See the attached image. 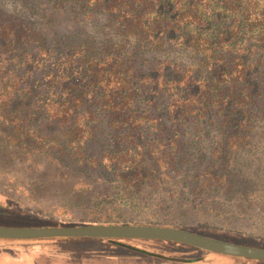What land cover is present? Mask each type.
I'll use <instances>...</instances> for the list:
<instances>
[{"label":"rangeland","instance_id":"obj_1","mask_svg":"<svg viewBox=\"0 0 264 264\" xmlns=\"http://www.w3.org/2000/svg\"><path fill=\"white\" fill-rule=\"evenodd\" d=\"M91 1L93 4L84 5L77 0H0V22L7 19L17 32L29 28L43 36L41 43L26 46L38 56L35 67L5 58L3 64L0 58V102L9 98L25 102L29 120L25 128H18L0 117V225L148 224L264 247V51L253 50L249 58L255 64L249 76L256 81L253 89L258 92L251 113L242 118L239 111L232 121L250 126L251 136L229 157H218L222 147L226 152L227 133L226 123L223 128L216 121L222 119L220 110L226 119V100L235 101L226 90L234 84L226 71L237 59L224 56L223 51L227 64L214 58L202 60L200 53L181 45L156 49L133 36L131 16ZM71 42L89 45L96 58L113 54L121 45L123 55L145 75L139 85L142 92L132 106L127 99L131 115L141 114L131 128L140 135L138 152L134 146L122 152L126 146L114 136L118 124L108 122L100 100L90 101L97 89L91 82L94 71L84 69L81 56L66 49ZM41 47L50 56L44 58ZM111 58L109 55L107 61ZM158 61H170L162 72L164 77L178 78L183 85L192 75L194 83L173 93V83L164 85L161 75L151 74L158 83L154 88L146 76ZM80 82L85 83L89 100L63 119L59 96L67 98ZM102 85L105 92L117 86L113 79L102 80ZM218 88L224 95L221 104L216 101ZM189 101H194V107L207 102L205 119L196 117ZM154 116L160 119L154 120ZM70 127L71 131L85 127L96 135L93 139L84 135L85 153L70 141ZM60 138L64 141L56 142ZM222 143L225 145L218 148ZM127 156L135 159L132 164L125 161ZM100 241L0 240V254L16 264H30L31 258L39 262L47 254H57L64 261L122 260L117 253L120 248L111 249L109 241ZM129 243L151 253L153 257L138 259L143 264H264L238 257L217 260L175 242Z\"/></svg>","mask_w":264,"mask_h":264},{"label":"trees","instance_id":"obj_2","mask_svg":"<svg viewBox=\"0 0 264 264\" xmlns=\"http://www.w3.org/2000/svg\"><path fill=\"white\" fill-rule=\"evenodd\" d=\"M77 1L84 5L93 4L91 0ZM97 1L100 2L97 3ZM94 2L97 6H102L100 8H110V10H116L123 16H131L133 36L147 40L156 49H161L164 45L166 47L169 44L181 45L200 53L202 60L214 58V60H220L226 64L228 63L227 57L225 60V57L221 56V52L226 51L224 56L226 54L233 55L237 62L231 61V67L226 73L234 84L226 90L233 94L235 101L227 102L226 100V119L222 114L223 110H220L222 119L216 121V124H220L223 128H225L224 124L226 123L227 133L226 152L223 150L225 147H222L225 144H220L218 148H222L218 151L220 153L218 157H229L241 145L245 144L244 142L251 136L249 133L250 126L243 125L240 121L234 123L232 121L235 120L239 111L242 112V118L249 117L251 103L255 102L258 94L256 89H253L256 81L249 76L250 70L255 66L249 58L257 50L264 51V0H95ZM42 38L40 33L29 28H22L17 32L7 19L0 22V58L2 63L4 64L3 58L6 62L15 59L17 65L27 66L31 64V68L35 67L38 64V56L30 52L26 46L31 45V43L39 44L42 42ZM66 49L71 53L77 52L81 56L84 69L89 70V67H92L94 76L91 78V82L97 89L95 88V95L91 94L92 99L90 101L95 103L100 100V104L107 110L105 113L108 122L118 124L116 127L118 132L114 136L118 140L117 143L125 144L126 147L122 149V152L132 146H134V151L138 152L141 146L138 140L140 135L131 132V128H135L132 121H136L141 114L131 115L133 110L128 107L127 99L130 100L132 106L137 93L142 92L139 85L145 75H140L133 62L123 55L121 45H118L113 54L97 58L93 55L94 49L84 42L74 44L71 42ZM40 50H43L44 58L51 54L47 48L41 47ZM109 55H111L112 60L108 62L107 57ZM167 62L170 61H158L151 66L150 75L146 77H150L154 88L158 87V83L151 79V74H156L157 77L161 75L164 78V85L173 83V93L188 88L190 84L194 83L195 77L192 75L184 79L183 85H179L181 81L178 78L164 77L162 72L168 69L166 65L169 63ZM174 66L177 67L175 64ZM4 67L6 70V66ZM111 79L117 86L114 90L109 89L105 92L102 80L108 83ZM206 86L209 85L206 84ZM84 87L85 83L80 82L79 86L71 89L67 98L62 97V95L59 96L58 105L63 119H66L74 109L89 100L87 89ZM165 89L169 91L168 88ZM219 91L220 88L217 89L216 101L218 103L222 101L224 96ZM206 96H208V92H206L205 98ZM186 98L183 96L182 100H186ZM192 98H194L193 95ZM211 98L208 97V99ZM189 102L193 104V110H196V117L205 119V111L209 109L207 102L202 103L199 107H194V101ZM231 104H235V107H231ZM25 108L26 103L20 99H5L0 102V117L2 121L13 126L25 128L26 122L29 121ZM220 109H223L222 105H220ZM87 115L93 118L90 110H87ZM261 115L264 117V111L261 112ZM152 118L154 120L160 119V117L155 116ZM68 131L70 132V141L82 154L85 153L84 148L87 146V141L83 142L84 135L87 134L89 139L96 136L85 127L84 130L76 131H71L70 127ZM224 133L225 131H223ZM27 135L28 133L24 134V136ZM64 135L66 136V133ZM9 137L11 138L13 135H9ZM86 139L88 140L87 137ZM111 140L112 137L109 138V142ZM59 141L63 142L64 139L60 138L56 142ZM59 160L61 161V159ZM134 160L133 157L129 158L128 156L125 159L130 164Z\"/></svg>","mask_w":264,"mask_h":264},{"label":"water","instance_id":"obj_3","mask_svg":"<svg viewBox=\"0 0 264 264\" xmlns=\"http://www.w3.org/2000/svg\"><path fill=\"white\" fill-rule=\"evenodd\" d=\"M91 237L113 239L165 240L234 257L264 261V248L218 240L186 229L148 224H78L71 226L0 225V239Z\"/></svg>","mask_w":264,"mask_h":264},{"label":"flooded vegetation","instance_id":"obj_4","mask_svg":"<svg viewBox=\"0 0 264 264\" xmlns=\"http://www.w3.org/2000/svg\"><path fill=\"white\" fill-rule=\"evenodd\" d=\"M84 224H90V223H84ZM78 225V224H76ZM44 226V225H42ZM48 226H60V225H48ZM68 226H71V225H68ZM60 238H63V237H60ZM68 238H91V237H68ZM212 238H215V237H212ZM92 239V238H91ZM102 243H105V242H110V243H107L109 244V248L113 249V248H120L121 249V252H117L119 253V256L122 257V260H117V259H114V258H105V259H102V260H97V261H94V260H90V259H79V260H60L59 259V255L57 254H47L45 259H41L39 261V264H89V263H120V261H126V260H129V259H132V260H138L140 259L141 256H151V253H149L148 251H145L144 249L140 248V247H137L133 244H130L129 242L130 241H136V240H143V241H148V240H145V239H113V238H100ZM215 239H218V238H215ZM0 240H9V239H0ZM218 240H221V239H218ZM152 241H165V240H152ZM222 241H226V242H230V243H234V242H231V241H227V240H222ZM167 242H174V241H167ZM175 243H178V242H175ZM182 244V243H180ZM238 244V243H236ZM187 245V244H185ZM240 245H243V244H240ZM116 246V247H114ZM189 246L192 250H197L199 251L201 254L205 255V256H208V255H214L213 257H215L217 260H220L222 258H225V257H234V256H230V255H225V254H221V253H217V252H212V251H208V250H204V249H200V248H197V247H193V246H190V245H187ZM247 246H253V245H247ZM254 247H259V246H254ZM260 248H264V247H260ZM91 252H94V251H91ZM111 253H115V252H111ZM98 254V252H97ZM6 255L5 254H0V264H12V262L9 260V259H6ZM238 258H243V257H238ZM244 259H247V258H244ZM36 260L34 258H32L31 260V263ZM250 260V259H249ZM252 260V259H251ZM256 261H261V260H256ZM124 264H127L124 262Z\"/></svg>","mask_w":264,"mask_h":264},{"label":"crops","instance_id":"obj_5","mask_svg":"<svg viewBox=\"0 0 264 264\" xmlns=\"http://www.w3.org/2000/svg\"><path fill=\"white\" fill-rule=\"evenodd\" d=\"M6 259H9L12 262V260L9 257H7ZM31 260L32 258L28 260L30 264H39V262H37L36 260H34L31 263ZM12 264H16L15 261H13ZM89 264H124V262L120 261V263H89ZM127 264H143V263L140 260L136 259V260H132L131 263H127Z\"/></svg>","mask_w":264,"mask_h":264}]
</instances>
